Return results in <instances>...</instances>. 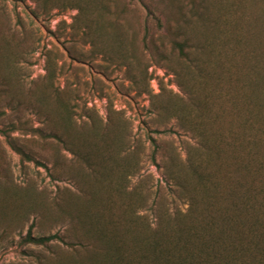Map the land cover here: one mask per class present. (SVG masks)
Wrapping results in <instances>:
<instances>
[{"label":"rangeland","instance_id":"rangeland-1","mask_svg":"<svg viewBox=\"0 0 264 264\" xmlns=\"http://www.w3.org/2000/svg\"><path fill=\"white\" fill-rule=\"evenodd\" d=\"M103 1L112 8L105 20L115 18L125 33L126 43L119 48L114 43L85 41L82 30L72 26L74 8H55L43 15L31 0H0V75L6 73L8 94L19 103L20 94L27 101L42 93L51 102L45 79L49 63L54 70L52 88L60 91V101L73 108L72 122H89L90 109L104 135L86 141L109 147L102 153L116 155L119 161L122 148L113 141H120L118 136L124 133L123 149L139 167L124 186L131 191L132 201L139 199L134 203L136 213L154 225L158 213L165 222L166 210L172 214L188 208L186 201L176 197L163 168L164 161L185 162L198 141L196 133L182 128L172 115L175 108L184 106L185 114L191 112L189 119L205 127L212 141L215 135L236 133L243 140L248 136L247 114L254 115L257 105L259 129L251 131L260 133V144L264 143V0H142L155 18H146L141 0ZM144 26L155 42L145 47L141 43ZM109 32L107 26L102 30ZM173 41L185 42L187 59ZM121 51L131 58L133 75L147 73L146 85L131 78L118 58ZM252 76L259 79L256 85L249 82ZM196 101H200L199 117L192 106ZM251 103L253 108L247 106ZM161 105L166 110L159 113ZM9 107L0 97V128L6 130L20 123V107L16 113ZM23 119L42 128V118L32 111ZM82 131L89 136V124ZM10 135L19 145L20 139L30 138L27 144L42 165L22 161L0 133V264H103L92 257L95 251L87 248V238L67 213L102 208L105 197L117 211L115 163H104L107 180L98 182L92 171L53 139L22 135L20 128ZM150 138L159 147L155 164L150 160ZM217 142L221 145L219 137ZM263 152L260 147L259 155ZM213 161L228 163L221 153H214ZM58 205L67 213H59ZM29 229L32 237L57 234L61 240L29 243L25 240Z\"/></svg>","mask_w":264,"mask_h":264},{"label":"trees","instance_id":"trees-1","mask_svg":"<svg viewBox=\"0 0 264 264\" xmlns=\"http://www.w3.org/2000/svg\"><path fill=\"white\" fill-rule=\"evenodd\" d=\"M31 1L35 4V9L43 15L55 8L76 9L77 14L73 18L72 26L82 30L81 37L88 43L94 45L114 43L118 48L121 43H126L127 39L120 28V23L115 18L110 17L107 20L104 18V15L112 13L111 4L107 1ZM141 5L145 9L146 18H155L142 0ZM101 20L105 25L100 22ZM105 26L109 29V34L102 33ZM141 43L144 47L145 43H155L151 40L146 26L143 27ZM173 43L182 57L187 59L183 44L185 42ZM118 58L124 61L135 82L146 85L148 79L146 72L133 75L131 58L123 51ZM5 74L0 75V97L8 101V106L14 113L20 107V123L10 125L9 131L0 128V133L9 146L20 155L22 161H35L42 165L35 159L36 155L27 144L30 138H24L22 141L20 139L19 145L16 139L11 137L10 132L19 128L22 135H34L43 140L51 138L62 145L80 164L92 171L91 174L98 182L107 180L104 179L102 172L106 168L105 162L115 163L118 169V181L113 191L117 193L116 212L114 203H111L108 197L102 200V203L104 202L102 208L98 206L94 211L89 207H83L72 214L67 213L63 206H57L59 213H67L70 221L81 229L84 238L88 240L87 248L95 251L92 257H97V261L103 264H264V152L262 156L258 153L260 147L264 148V143L260 144V133L253 134L251 131L259 129L255 125L258 124L259 116L257 105L254 115H251L252 112H249L250 115L247 114L245 123L248 136L243 140L238 139L236 133L235 136L227 137L215 135L212 141L205 127L189 119L192 113L189 111L187 114L184 113V106L173 110L172 115L177 118L180 126L196 133L198 137L196 145L188 151L185 162L176 164L171 161L169 164L164 161L163 164L166 176L172 181L173 192L177 198L187 202L188 208L185 212L177 210L172 214L166 210L165 222L160 212L154 225H151L136 213L134 203L136 204L139 199L132 201L131 191H127L124 186V181L139 170L138 162L128 156L130 152L126 153L124 150L126 148L123 149L124 133L118 136L120 141H113L115 146L122 148L119 152L121 154L118 157L119 161L116 155L107 157L102 153L109 147L103 149L98 143L86 141V137L103 138L104 135L99 130L90 109L87 111L89 122L81 125L72 122L73 108L69 103L60 101V91L52 88L54 70L49 63L45 79L51 87V102L48 96L42 93L27 101L22 100L20 94L19 103L8 94L10 82ZM258 78L252 76L249 82L256 85L259 82ZM256 98L255 103L258 99ZM206 101L208 102V97ZM54 104L56 107L50 109ZM198 104L200 101L192 103V106L199 117L201 113ZM253 104L247 106L253 108ZM161 110L166 108L161 105L156 111L160 113ZM27 111H32L42 118V128H35L28 119H23ZM86 124H89V132L91 131L89 136L82 131ZM218 137L221 145L218 142L215 144ZM150 141L152 145L150 160L155 164L159 147L152 138ZM214 153L216 155L221 153L223 158L226 157L228 160L225 164L226 169L225 165L214 163ZM98 159L99 165L96 164ZM220 160L217 157V161ZM55 166L57 164L54 163L53 172L57 174ZM90 196L92 197L91 194ZM137 196L142 198L143 194L137 192ZM54 239L61 240L57 234L32 237L30 229L25 237L27 242L37 245H46ZM86 245L80 244L81 247ZM88 260L93 261L91 257Z\"/></svg>","mask_w":264,"mask_h":264}]
</instances>
